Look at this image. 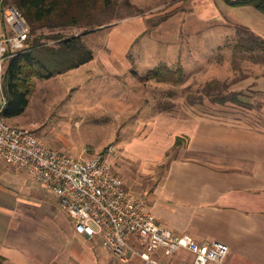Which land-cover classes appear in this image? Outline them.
<instances>
[{"label": "crops", "instance_id": "obj_1", "mask_svg": "<svg viewBox=\"0 0 264 264\" xmlns=\"http://www.w3.org/2000/svg\"><path fill=\"white\" fill-rule=\"evenodd\" d=\"M199 1L205 2L207 11L199 15L198 10L193 12L192 20L196 23L206 21L211 27L231 24L264 39V12L256 6L231 5L225 0ZM168 21L164 20L159 27L167 30ZM126 23L131 24L120 41L113 26L110 28L105 40L111 50L106 45L109 52L103 60L110 61L111 58L126 63L132 41L139 35L136 30L141 28L144 34L147 29L143 21L140 24L134 19ZM196 23L188 27L197 28L198 32L202 27ZM5 31V24L0 21V35ZM93 60L58 75L76 73ZM107 67L115 70L114 65ZM249 82L264 93V75H258L253 81L246 79L243 83ZM35 85L34 92L38 82ZM5 102V95L0 91V109ZM29 105L30 101L27 108ZM25 112L8 121L23 126L27 121L22 119ZM157 121L160 125L152 124L146 133L132 139L142 145L140 151L134 142L129 144L131 141L122 147L120 154L124 163L119 172L114 169L125 188L144 203L157 222L174 232L191 234L199 242L219 240L226 243L229 251L225 260L208 264H264V126L193 112L179 119L157 116ZM155 127L159 132L154 134ZM155 140L159 145L153 148ZM179 141L182 143L178 148L180 153L165 160L167 151ZM45 143L67 154L86 150L85 156L91 157L99 153L90 155L87 149L93 147L89 148L87 144L79 148L67 145L69 142L65 141L56 148ZM66 146L69 153L65 151ZM101 146L94 148L99 150ZM111 163L113 165V160ZM0 164L8 166L9 163L0 160ZM8 167L11 171L5 170L4 173L9 175L2 176L4 179L26 176V171L15 165ZM25 185H29L28 181ZM45 188L42 184L39 188L45 198L44 212L40 211L41 205H37L36 211L33 205L23 203L19 198L13 207L6 208V213L0 215L3 264H143L137 257L117 261L101 245L100 235L87 238L78 234L68 214L48 199ZM25 223L36 225L37 230L29 226L23 228ZM130 240L140 248L133 236ZM155 257L159 264H180L181 260L192 259V254L180 250L171 256L158 253Z\"/></svg>", "mask_w": 264, "mask_h": 264}, {"label": "rangeland", "instance_id": "obj_2", "mask_svg": "<svg viewBox=\"0 0 264 264\" xmlns=\"http://www.w3.org/2000/svg\"><path fill=\"white\" fill-rule=\"evenodd\" d=\"M204 7L205 2L199 0H109L107 5L95 8L93 17H99L104 25L83 36L94 60L76 73L36 79L37 89L30 95V105L22 117L29 123L26 121L23 127L30 128L45 145L49 146L45 143L48 142L56 148L65 141L69 142L67 145L79 148L87 144L93 147L92 150L87 149L92 155L108 146H113V150L116 147L110 161L113 160V166L119 172L120 165L124 163L120 154L123 145L128 141H131L129 144L134 142L140 151L142 145L132 139L142 136L152 124L160 125L157 116L179 119L193 112L264 126V93L253 82L243 83L246 79L253 81L258 75H264V51L261 48L250 53L239 51L236 48L239 29L231 24L211 27L206 21L200 24L193 21V12L198 10L197 15L200 12L205 14L207 9ZM209 9L212 10L211 7ZM164 15H168L170 22L167 30L159 27V20ZM134 19L140 24L143 21L147 29L144 34L141 28L136 30L139 35L127 52L128 61L103 60L109 52L105 39L110 28L113 26L112 30L120 41L126 34L124 30L131 24L125 22ZM191 23L202 28L196 32L197 28H190L194 26ZM87 30L86 26H68L45 27L39 32L69 36ZM239 33L240 37L247 35ZM44 41L51 44L55 40ZM107 65H112V68L114 65L115 70ZM159 66H182L184 82L176 85L153 79L141 82L137 77L145 76ZM211 80L217 82L212 88L213 93L223 90V82H228L231 85L229 91L241 94V104L200 102L206 98ZM191 96L195 98L194 104L187 102ZM156 132H159L158 127H155L154 134ZM152 144L153 148L159 145L157 140ZM181 144L179 141L167 151L165 160L180 153L178 148ZM96 146L101 148L98 150L94 148ZM65 151L69 153L67 146ZM85 152L83 150L77 155L85 156ZM8 166L0 164V215L6 213V208L13 207L19 198L21 202L33 205L36 211L37 205H41L40 211L44 212L45 198L39 189L41 184L32 180L27 172L22 179H4L2 176L9 175L4 173L5 170L11 171ZM27 181L28 186L25 185ZM45 191L48 199L58 207L55 193L46 188ZM35 220L32 222L37 224ZM28 226L37 230V226L31 223H25L23 228Z\"/></svg>", "mask_w": 264, "mask_h": 264}, {"label": "built area", "instance_id": "obj_3", "mask_svg": "<svg viewBox=\"0 0 264 264\" xmlns=\"http://www.w3.org/2000/svg\"><path fill=\"white\" fill-rule=\"evenodd\" d=\"M0 91L7 62L26 50L30 27L21 10L0 0ZM113 146L91 156L60 152L45 145L30 128L10 124L0 115V160L25 170L31 178L55 193L78 234L100 235V243L120 261L139 258L159 264L158 253L171 256L180 250L192 254L180 264L222 263L229 251L219 240L197 241L157 222L144 203L123 185L110 161ZM140 247H136L130 241Z\"/></svg>", "mask_w": 264, "mask_h": 264}, {"label": "trees", "instance_id": "obj_4", "mask_svg": "<svg viewBox=\"0 0 264 264\" xmlns=\"http://www.w3.org/2000/svg\"><path fill=\"white\" fill-rule=\"evenodd\" d=\"M231 5H254L264 12V0H225ZM109 0H3L4 4L17 6L30 27L29 39L26 50L10 58L7 62L3 93L6 98L4 106L0 109V115L5 119L23 114L29 104L30 95L35 89L36 79H49L58 74L75 69L93 59V52L84 43L83 36L93 29L104 25L99 17H93V10L107 5ZM168 15L160 18L159 22L166 20ZM68 26H86L89 30L69 36L59 34L46 35L39 32L43 28H66ZM244 32L245 37L239 35ZM236 48L244 53H250L261 48L264 51V39L253 34L245 28H240L237 34ZM45 39L55 40L48 44ZM221 47V46H220ZM134 72V70H132ZM184 70L182 66L170 68L159 66L148 72L145 76H139L141 82L157 80L171 84L184 82ZM217 84L211 80L209 88L203 100L211 103L225 105L232 103L239 106V92L229 91L231 86L223 82V90L212 92ZM201 98V96H199ZM191 101V102H189ZM187 102L194 104L195 98L188 97ZM0 264L3 257L0 255Z\"/></svg>", "mask_w": 264, "mask_h": 264}, {"label": "bare ground", "instance_id": "obj_5", "mask_svg": "<svg viewBox=\"0 0 264 264\" xmlns=\"http://www.w3.org/2000/svg\"><path fill=\"white\" fill-rule=\"evenodd\" d=\"M7 120V119H6ZM52 148V147H51ZM54 149V148H53ZM73 155H77V154H73ZM87 157V156H86ZM113 166V165H112ZM114 168V167H113Z\"/></svg>", "mask_w": 264, "mask_h": 264}]
</instances>
